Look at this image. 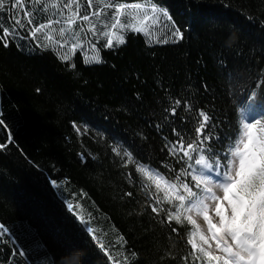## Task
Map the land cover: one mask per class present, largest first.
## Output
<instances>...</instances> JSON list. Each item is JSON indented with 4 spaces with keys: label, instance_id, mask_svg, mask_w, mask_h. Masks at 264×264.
<instances>
[{
    "label": "trees",
    "instance_id": "obj_1",
    "mask_svg": "<svg viewBox=\"0 0 264 264\" xmlns=\"http://www.w3.org/2000/svg\"><path fill=\"white\" fill-rule=\"evenodd\" d=\"M56 2L0 12V225L8 230L0 264H208L189 242L199 232L187 219L208 194L194 186L197 154L179 151L173 129L188 150L204 111L200 139L212 137L204 147L223 165L243 124L264 122V0H78L90 21L77 19L63 36L70 0ZM136 3L144 9H126L121 22L147 33L112 28L115 8L105 5ZM49 19L60 23L33 37ZM176 28L182 39L169 38ZM104 33L125 42L109 48ZM139 167L175 184L184 207L171 190L165 201L168 185L157 190ZM176 213L180 223L168 218Z\"/></svg>",
    "mask_w": 264,
    "mask_h": 264
},
{
    "label": "snow or ice",
    "instance_id": "obj_2",
    "mask_svg": "<svg viewBox=\"0 0 264 264\" xmlns=\"http://www.w3.org/2000/svg\"><path fill=\"white\" fill-rule=\"evenodd\" d=\"M39 2V0H37ZM62 0H57L53 3L52 7L58 8ZM88 5L91 6L92 0H87ZM10 4V9L17 7H24L23 0H14L10 3V0H0V12L5 10L6 5ZM76 5V10L73 11V5ZM63 8L67 9L69 15L64 23L67 28L60 29V35L63 36L65 32H71V26L76 22L77 19L83 21H90V15L84 14L80 16L79 14V2L78 0H70L69 3L63 4ZM105 8H115L114 12V23L112 28L125 29L129 28L133 31H143L147 33V28H137L134 23H122L120 17L127 15L125 11L128 8H133L137 10L144 9L142 3H136L132 5L120 4L112 5L107 4ZM47 6L41 11H46ZM103 11V9L101 10ZM151 11L153 14L157 12L155 6L151 9L146 10ZM31 16V13H27ZM91 15L98 16L99 13L93 12ZM167 16V13H164ZM34 18V17H33ZM153 17L150 15H145L144 20H151ZM171 20V17H167ZM20 24V21H16ZM28 23H32V19L28 20ZM52 23H60L59 20L52 21L49 19L48 24H39L35 27L31 35L35 37L36 33L41 32L43 29L51 27ZM23 27V25H21ZM167 27V25H165ZM90 30L95 33V26L91 25ZM4 35L7 36V29H4ZM78 35V34H77ZM104 35H109L110 38L107 41V47H112L113 39H116L119 44L125 42L122 35H117L116 33H104ZM47 39L51 40L52 37L48 36ZM169 38L182 39L183 34L180 32L179 28L170 32ZM167 43V39L164 41ZM75 47V46H74ZM95 59V58H93ZM99 62V61H97ZM250 95H252L250 93ZM180 107V101H175V106L171 109V114L175 115L176 109ZM190 108L186 104L185 111H189ZM167 111V110H166ZM197 115L202 118L203 122H198V126L195 128L197 138L190 141L187 144V149L184 146V135L181 132L173 129V135L177 137V144L179 145V151L183 152V155L192 159L191 152L197 154L195 159V165L200 166V169L196 176L193 177L196 180L194 185L196 188H200L201 184H204V192L208 194V201L215 212V215L219 218L218 223H213L212 218L208 215L209 203H205L204 200H199L189 206L188 211L195 209L198 213L203 211L204 220L207 221L208 231L211 232V238L216 241V248L223 255H214L211 251H207L202 247H199L195 240L189 241L193 249L203 253V257L207 258L208 264H264V122L261 119H255L254 121H248L243 124L242 131L239 135L238 140L235 141L234 147L228 149L227 152L223 153L224 160L227 161L225 164H221V160L216 158L221 154L217 153L215 155L211 152V145L205 149L204 145L208 143L212 137L204 136L200 139L202 130L206 123L210 120V116L205 114L204 111H198ZM184 121L181 120V123ZM4 121L0 120V124ZM218 140L219 137H216ZM171 152H175L176 145H173ZM207 152L208 158L203 154ZM211 160V162H209ZM191 167V165H188ZM223 167V171H220ZM138 171L143 173L150 181L155 182V187L157 190L161 188V182L168 185L164 189L166 195L164 200L168 203H172L171 199L167 193L171 190L176 193L175 200L180 202V207H184L185 195L179 194L177 186L175 184L169 183L165 178L159 173L150 172L145 167H139ZM186 172L187 169H184ZM179 179V177H176ZM212 182L217 189L222 190V195H218L213 191V187L207 186L209 182ZM184 191L188 194L189 199L196 195L192 192L190 188L185 184L183 185ZM129 195H131L129 193ZM225 202L227 207H225ZM160 201L157 200V204ZM153 212L157 211V207L152 208ZM170 220L174 219L177 223H180V214L176 213L168 217ZM187 219L192 223L196 224V221L188 216ZM197 229L199 225H196ZM0 230L6 233L8 230L0 225ZM91 231V229H89ZM175 231V229H173ZM195 235V234H194ZM229 238L232 243H229ZM201 240L205 244L208 240L201 236ZM103 247V245H101ZM79 253L75 249H70L67 252V259L75 260ZM197 260L201 257H196Z\"/></svg>",
    "mask_w": 264,
    "mask_h": 264
},
{
    "label": "rangeland",
    "instance_id": "obj_3",
    "mask_svg": "<svg viewBox=\"0 0 264 264\" xmlns=\"http://www.w3.org/2000/svg\"><path fill=\"white\" fill-rule=\"evenodd\" d=\"M127 12H129V11H127ZM139 25H140V23H139ZM207 186L213 187L214 192H216L218 195H222V190L217 189L211 181L209 182V184ZM204 201H205V203H209L207 198H205ZM225 207H227L226 202H225ZM208 215L212 218L213 223H218L219 218L215 215V212L211 206V203H209ZM187 216H191L192 219L196 221V224L195 225L193 224L195 227H196V225H199L198 229L196 227L199 234H196L192 240H195L196 244L199 247H202L207 251H211L214 255H223L219 251V249L216 248V241L211 238L212 234L210 231H208L207 221L204 220L203 212L198 213V212H195L192 210V211L187 212ZM201 236H204L208 240L207 244H205L204 241L201 240ZM229 243H232L230 238H229Z\"/></svg>",
    "mask_w": 264,
    "mask_h": 264
}]
</instances>
